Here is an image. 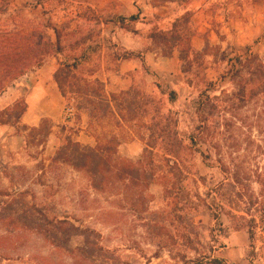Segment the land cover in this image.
Wrapping results in <instances>:
<instances>
[{"label": "rangeland", "instance_id": "obj_1", "mask_svg": "<svg viewBox=\"0 0 264 264\" xmlns=\"http://www.w3.org/2000/svg\"><path fill=\"white\" fill-rule=\"evenodd\" d=\"M89 1L9 0L0 9V23L10 30L57 28L63 47L1 95L0 108L25 100L39 75L53 76L85 52L72 75L62 73L68 79L61 107L74 100L73 128L45 117L52 133L44 143L42 134L15 130L23 139L20 148L0 152V264H264V94L253 98L257 85L245 71L236 74L240 66L233 68L250 55L264 63V0H183L180 10L195 3L200 13L176 20L178 38L168 35L165 41L141 20L122 29L110 23L114 9L92 10L109 22L96 26L91 14L83 18ZM48 34L54 38L51 29ZM122 42L157 54L149 73L141 66L127 70L133 64L121 71ZM71 76L77 89L98 79L107 95L130 90L127 101L139 109L124 112L128 121L120 126L91 119L90 106L71 90ZM82 121L93 147L94 136L115 134L118 156L131 162L149 138H158L152 149L155 183L147 198L139 200V182L126 179L95 191L85 174L51 164L64 137L77 134ZM159 137H172L175 159L162 150ZM201 153L209 156L207 164ZM246 207L249 214L238 212ZM55 218H68L75 230L52 226Z\"/></svg>", "mask_w": 264, "mask_h": 264}, {"label": "trees", "instance_id": "obj_2", "mask_svg": "<svg viewBox=\"0 0 264 264\" xmlns=\"http://www.w3.org/2000/svg\"><path fill=\"white\" fill-rule=\"evenodd\" d=\"M163 2L164 0H155ZM9 0H0V9L7 7ZM92 9L87 8L86 14L83 18H86L89 14L92 15ZM89 21H95V25H105L109 22L118 25L119 28H124L127 23H137L140 21L139 14H135L129 17H116L115 19L103 20L102 18L92 17ZM177 21L173 24L170 31H159V36H163L165 41L169 35L170 38L177 39L178 31L176 30ZM54 31V38L48 34L49 30ZM156 37L155 35L153 36ZM151 37V39L153 38ZM89 40L87 36L82 37L78 42L80 45H85ZM63 49L61 37L57 28H49L46 25L36 24L32 26L29 31H25L22 28L15 27L8 29L5 24L0 23V96L8 89L14 86V84L23 77L28 71L34 67L40 66L46 60V58L53 54L61 52ZM87 50V49H86ZM85 57V52L81 55L80 59H73L70 64H62L60 68L54 73L53 80L56 83L60 94L65 97L63 90V83L67 82L68 77L63 78L62 73L73 74L82 59ZM117 60L129 61L138 60L141 63L142 69L148 73V69L144 64V53L141 51L133 52L122 49V53L117 56ZM237 64L233 65V68L240 66L236 71V74H240L245 71L249 76V83L256 84V91H252L251 96L254 98L264 94V63H262L257 56L250 55L244 63L242 60H235ZM69 76V75H68ZM71 90L77 92L84 98V101L90 106V118H94L98 121L104 119L112 120L115 126L127 122L128 119L124 112L133 113L139 109L135 102H128L130 90L122 91L119 93H112L107 95L104 91V83L98 79L93 81H83L84 86L78 89L75 86L74 76L69 78ZM173 94V93H171ZM89 98H93L92 101ZM27 110V104L24 100H16L11 105L0 108V126L13 127L16 132L22 133L29 131L31 134L43 135V143L52 133V127L48 124L51 123L49 119H42L37 127L29 128L20 123L22 116ZM77 110V109H76ZM164 128L159 130L160 133H165ZM24 137V136H23ZM95 146L87 147L77 142L72 134L65 136L61 146L56 150L54 156L51 158L52 165H65L72 170L83 173L86 175L91 187L95 191H104L108 187H115L118 184L124 183L126 179L129 182H139L142 190L139 191V200L147 198L148 189L155 183L154 173L155 163L153 161V151L156 147L158 138H149L145 142L140 158L136 162H131L127 159H122L118 156V147L120 141L115 134L94 136ZM163 142L164 137H159ZM172 139V137H169ZM168 138V141H164L162 150L166 155L175 159L176 152L173 141ZM144 137H140V141L143 142ZM171 141V143H169ZM190 143L195 146L196 138L191 137ZM203 162L207 164L210 159L208 155L200 154ZM165 161L169 162L168 159ZM39 166L44 168L43 164ZM139 172V173H138ZM142 173H148L145 177H142ZM107 174H110L106 177ZM106 178L110 179V182H105ZM259 184L260 181H258ZM99 189V190H98ZM251 204L252 203H245ZM243 214H249L248 207L243 209ZM264 213V209H263ZM214 220H218L216 215L213 214ZM239 219L245 221L243 216H239ZM52 226L62 227L68 226L70 230H75L76 227L72 223H69V219L64 220L54 219L51 222ZM252 226H247L246 233L248 240L251 242L254 238V231ZM211 264H225L222 260L212 259Z\"/></svg>", "mask_w": 264, "mask_h": 264}, {"label": "crops", "instance_id": "obj_3", "mask_svg": "<svg viewBox=\"0 0 264 264\" xmlns=\"http://www.w3.org/2000/svg\"><path fill=\"white\" fill-rule=\"evenodd\" d=\"M182 2L183 0H164L163 2L158 3L155 0H90L87 3V6L92 10L107 11L109 9H114V14H116V17H129L139 14L141 22H146V24L150 26L151 31L152 29L157 28L158 31L166 32L172 29L173 24L180 17L188 15L189 12H192V14L200 13L196 12L197 10L194 9L196 6L195 3H190V7L186 10H180L179 4ZM124 12H127L128 15H123ZM173 16L174 18L171 20V17ZM169 23L170 27L166 29L165 27L169 25ZM131 36L132 38L139 37V35L135 36L134 33L131 34ZM121 46L127 51L142 52L144 50L138 47H128V45H125L123 42L121 43ZM143 53L144 64L146 65L149 73V67L152 66L151 64L153 63V58L156 57L157 54L148 50ZM170 59H172V56ZM130 64L133 65L127 70L132 72H137L141 66V63L138 60L124 61L121 64V71L126 72V68ZM64 100L65 99L61 96L58 87L53 80V76L50 75L49 77H45L39 75L37 79H35L34 88H32V90L27 92L25 95L24 101L27 104V110L22 116L20 123L27 127L33 128L37 127L42 119L49 117L58 125L62 124L66 127L73 128L75 122H64L62 118L63 116L60 114L62 102H64ZM64 106L65 104L63 105V108ZM49 108H52V115H50ZM85 122L86 121L81 122L80 131H78L74 137L75 140L81 145L93 147L94 139L85 131V127H83ZM22 141V137L15 133V129L13 127L0 126L1 153L7 148H10L11 151L20 148ZM51 143L55 144L53 141ZM13 144L16 145V148L13 147ZM127 158L131 159L133 157L127 155Z\"/></svg>", "mask_w": 264, "mask_h": 264}, {"label": "built area", "instance_id": "obj_4", "mask_svg": "<svg viewBox=\"0 0 264 264\" xmlns=\"http://www.w3.org/2000/svg\"><path fill=\"white\" fill-rule=\"evenodd\" d=\"M76 107L74 105V100H68L63 108L62 118L64 122H73L76 116Z\"/></svg>", "mask_w": 264, "mask_h": 264}]
</instances>
